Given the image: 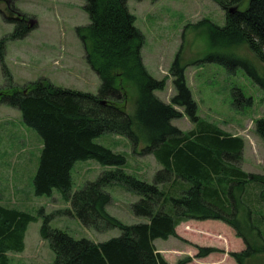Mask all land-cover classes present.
<instances>
[{"label": "trees", "instance_id": "16d2710c", "mask_svg": "<svg viewBox=\"0 0 264 264\" xmlns=\"http://www.w3.org/2000/svg\"><path fill=\"white\" fill-rule=\"evenodd\" d=\"M84 1L90 22L76 27V34L100 80L97 93L58 87L45 79L10 92L0 90V104L19 110L23 123L42 139L32 178L34 194L51 195L58 189L70 204L58 213L75 216L98 232L121 231L101 242L76 239L51 228L50 216H45L39 233L54 252L53 264H168L154 240L176 236V227L191 219L219 220L233 228L245 244L243 250L229 253L236 264L264 255V168L262 173L244 171L240 166L243 139L197 116L179 55L169 69L175 88L170 102L154 94L164 88L165 79L153 77L142 61L144 36L134 25L126 0ZM212 1L225 11V23L219 26L205 19L194 25L206 31L210 51L204 60L223 62L230 69L243 66L264 91V74L246 60L218 51L246 44L264 64V0H249L243 10L239 9L241 0ZM230 7H235L233 12ZM30 30L29 25L17 24L10 38H20ZM6 39L0 40V62L11 86L3 57ZM129 87L136 92L132 111L126 107ZM183 114L194 123L188 131L171 123ZM255 126L264 142V118L256 120ZM105 132L122 135L134 150L141 146V153L153 155L160 168L152 183L124 172L126 157L94 142ZM87 159L115 169L72 192V167ZM114 183L140 197L131 209L146 222L124 224L107 212L111 198L106 186ZM35 219L27 212L0 206V264H9L5 252L23 250L26 228ZM197 249L196 257L217 250ZM190 260L187 256L176 264Z\"/></svg>", "mask_w": 264, "mask_h": 264}, {"label": "rangeland", "instance_id": "374dc122", "mask_svg": "<svg viewBox=\"0 0 264 264\" xmlns=\"http://www.w3.org/2000/svg\"><path fill=\"white\" fill-rule=\"evenodd\" d=\"M248 1L241 0L239 9H245ZM84 5V0H0V40L7 38L3 57L11 76L10 86L0 62V90L10 92L45 79L58 87L97 93L100 80L87 63L83 44L76 34V27L90 22ZM126 8L134 15V25L144 36L140 55L146 69L153 77L165 79L164 88L154 94L170 102L175 88L169 69L179 55L185 68L186 85L196 103L197 116L241 137L244 141L241 168L250 173H262L264 142L256 132L255 122L264 118V91L243 66L230 69L223 62L204 60L210 51L206 31L202 26H194L205 19L222 26L225 11L212 0H126ZM17 24L29 25L31 30L20 38H10ZM218 51L244 59L264 74V64L246 44ZM135 95V90L129 87L128 111H132ZM175 108L183 112L182 107ZM171 123L182 131L194 126L185 114ZM94 142L123 154L126 157L121 167L124 172L153 182L160 165L152 154L141 153V146L134 150L126 137L110 132L103 133ZM41 147L40 135L23 123L19 110L0 104V205L36 217L26 228V249L10 252L7 255L9 264H53L54 252L39 233L45 216H50L51 228L63 230L76 239L101 242L121 233L119 228L98 232L83 226L75 216L58 213L70 208L58 189H53L51 195L34 194L32 178ZM113 169L115 167L102 165L95 159L76 161L71 170L72 192L87 181L95 180L102 172ZM106 191L111 198L106 206L110 215L128 225L147 221L132 212L131 204L140 198L137 194L126 190L121 183L106 186ZM206 222L212 221L193 220L180 224L175 229L176 236L168 241L156 240L168 264H176L187 256L191 260L186 264H236L229 253L243 250V240L221 221L218 223L230 231V237L211 228L201 231L194 227ZM197 246L217 250L196 257ZM244 264H264V255L252 257Z\"/></svg>", "mask_w": 264, "mask_h": 264}, {"label": "crops", "instance_id": "0c3cea01", "mask_svg": "<svg viewBox=\"0 0 264 264\" xmlns=\"http://www.w3.org/2000/svg\"><path fill=\"white\" fill-rule=\"evenodd\" d=\"M1 207H4V206H2V205H0ZM4 208H7L6 206L4 207ZM192 221H193V219H191V220H187V221H184V222H181L180 224H187V223H192ZM201 221H212V222H206V223H202V224H195L194 225V227L197 229V230H201V231H209L208 229H213V231H215V232H217V233H219V232H221V233H223V236H229L230 237V231H226V230H224L223 228H224V226H222V224H220V223H218V221L219 220H201ZM216 221V222H215ZM222 222V221H221ZM223 223V222H222ZM179 224V225H180ZM178 225V226H179ZM177 226V227H178ZM176 227V228H177ZM177 230V229H176ZM26 232V231H25ZM169 238H171V237H169ZM169 238L168 239H166V240H164V241H168L169 240ZM156 240L157 239H155L154 240V245H155V247L157 248V250L162 254V256L164 255V253H163V251H161L159 248H158V246H157V244H156ZM163 240V239H162ZM26 249V237H25V234H24V248H23V250L22 251H24ZM10 252H13V251H7V252H5V254L6 255H9V253ZM165 257V256H164ZM166 258V257H165Z\"/></svg>", "mask_w": 264, "mask_h": 264}, {"label": "water", "instance_id": "95a60500", "mask_svg": "<svg viewBox=\"0 0 264 264\" xmlns=\"http://www.w3.org/2000/svg\"><path fill=\"white\" fill-rule=\"evenodd\" d=\"M234 9H235V7H230V8H229V12H233Z\"/></svg>", "mask_w": 264, "mask_h": 264}]
</instances>
